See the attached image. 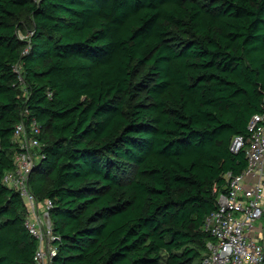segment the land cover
Segmentation results:
<instances>
[{"label":"trees","instance_id":"1","mask_svg":"<svg viewBox=\"0 0 264 264\" xmlns=\"http://www.w3.org/2000/svg\"><path fill=\"white\" fill-rule=\"evenodd\" d=\"M263 103L264 0H0V264L38 249L3 181L22 122L42 132L52 264H202Z\"/></svg>","mask_w":264,"mask_h":264},{"label":"built area","instance_id":"2","mask_svg":"<svg viewBox=\"0 0 264 264\" xmlns=\"http://www.w3.org/2000/svg\"><path fill=\"white\" fill-rule=\"evenodd\" d=\"M17 71L20 74L19 68ZM41 134L36 121L16 127L13 140L20 151L14 157V169L6 172L3 181L20 194L27 207L25 225L38 243L35 264H52L57 253L50 220L53 203L40 202L30 188L40 158ZM241 151L247 169L240 176L226 175L227 184L217 197L218 208L204 226L213 241L207 244L202 264H264V113L253 117L247 136L234 138L231 152Z\"/></svg>","mask_w":264,"mask_h":264},{"label":"rangeland","instance_id":"3","mask_svg":"<svg viewBox=\"0 0 264 264\" xmlns=\"http://www.w3.org/2000/svg\"><path fill=\"white\" fill-rule=\"evenodd\" d=\"M19 37L23 40H26L27 37L25 36V34H22L21 32L18 33ZM21 96L26 98L27 97V92H26V88L24 86H22L21 90H20Z\"/></svg>","mask_w":264,"mask_h":264}]
</instances>
